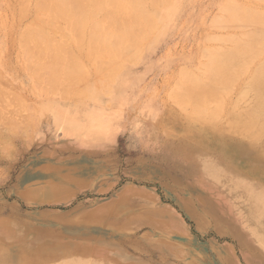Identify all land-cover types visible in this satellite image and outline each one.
Here are the masks:
<instances>
[{
    "label": "rangeland",
    "instance_id": "obj_1",
    "mask_svg": "<svg viewBox=\"0 0 264 264\" xmlns=\"http://www.w3.org/2000/svg\"><path fill=\"white\" fill-rule=\"evenodd\" d=\"M17 1L0 0V105L9 109H0V228L13 234L0 229V264H264L258 244L264 237V211L250 196L264 199V166H252L257 150L240 158L222 139L234 145L244 140L216 135L167 96L181 70L199 68L206 42L224 45L218 38L254 25L215 28L213 19L224 15V0H177L182 5L176 4L175 17L141 44V53L128 58L133 61L125 59L114 77L100 73L98 78L92 54L83 50L80 59L90 55L92 62L86 60L92 65L80 62L89 69L60 86L81 88L77 96L59 90L47 94L38 79V88L33 87L14 36L37 19L49 33L53 24L41 10L33 13L32 1L24 12ZM233 1L264 13L261 0ZM98 82L102 89L91 93ZM54 109L76 127L61 125ZM107 114L111 119L104 120ZM52 250L57 254L51 256ZM40 253L35 262L18 261L23 254Z\"/></svg>",
    "mask_w": 264,
    "mask_h": 264
},
{
    "label": "bare ground",
    "instance_id": "obj_2",
    "mask_svg": "<svg viewBox=\"0 0 264 264\" xmlns=\"http://www.w3.org/2000/svg\"><path fill=\"white\" fill-rule=\"evenodd\" d=\"M16 1L17 0H15V2ZM30 1H32L31 3L36 8V9L34 8L33 13H38L36 10H41L42 12L48 14L49 20H51V22L50 21L48 22H50V24L51 23L53 24L52 31H51L53 33H49L45 31L43 29L44 25L41 26V24H39L38 22L37 16L33 14L35 18L37 19V21L35 20L36 22L34 21V25H31L33 23L31 20L32 23L30 22L31 23V24L29 23L30 25L28 26H26L27 24L23 25V27L24 26L25 27L21 28L22 30L20 31V33H18L17 37L14 35L13 36L16 38V40H18L17 42H19V45L21 47L20 54H22L25 61H27L26 62L27 68L25 69L31 72V75L33 76V79L35 80L34 82L36 85L34 84L33 87L35 86L38 88L37 85H39V83H36V82L39 80V82L42 83V86L39 85V87L43 88V89L41 88L43 90V91L41 90L42 93L47 91L46 93L49 94L48 91L50 92L54 90H57V91L59 90L60 92H62V95L63 94L71 95V93H74V95H76L77 93H79V89L81 90V88L77 89L76 88L77 86L71 90L64 89V86H62V88L60 87L63 84V82L67 83V81L70 78H72L74 75L76 76V74H79V72L81 73L83 71L85 72L86 68L89 69L83 63L85 66L84 67L85 70H84L83 65H81L80 62L81 63L84 62L88 57H90L91 62L94 59L95 64H96L95 75L98 76V78L103 77L102 76L103 74L111 75V76L112 74L114 75L115 71L120 69V67L122 69L121 63H123L125 59L129 60L128 59L129 57H134L133 56L134 53L140 52L139 49L141 47V44L146 39H148L151 34H153L154 32L156 34L160 30L161 24L165 22H169L167 20H170L172 17H175L176 10H177L176 4L182 5L178 3L177 0H18L17 2H20V3H17V4L19 5V7L21 6V11L24 12L25 7H27L26 3ZM261 1L264 2V0H261ZM245 4H242L240 2L233 1V0H224L221 5V9L225 12L224 13L222 11L223 12L222 14H224L225 16L223 15L222 17H217L218 15H215L216 18L215 17L214 19L212 18L213 23L215 25L213 24L212 26H215V28L218 26H221L223 27V29L224 28L227 29L228 28L227 26H230L235 29V26H237L236 28L244 30L245 26L254 25V29L252 27L247 26L251 28V30L249 31L244 30L242 34L241 33L237 34L236 32L237 30L235 29L236 31L235 30L234 31L236 33L230 32L226 36L223 35L224 37L221 36L220 38H218L219 44H220V41L223 40L222 44L223 42H226V44L224 45L217 44L218 46H214L212 44H216L215 43L216 41L214 43H211L212 39L208 41L209 44L211 43V45H209L208 42H206L207 44L205 46L203 44V46L205 47V49L203 50L204 52H202L204 55V61L200 63V66H198L199 68L197 70H195L194 67H193L194 70H188V69L184 70L183 68H182L183 70L180 69L181 70L180 76L175 81L176 86L174 85L175 88L171 92L168 91L170 93H168L167 96L169 95L170 99L173 100L175 104L179 106L185 112V114L187 113L189 118L191 117L192 120L194 121H199V122L201 121L204 125L207 124L209 126V129L212 132H214L216 135L224 137L225 135L229 134V135L238 137L240 140H244L242 142L246 144L237 143V145L236 144L234 145L229 140L222 139L223 143L227 144L226 148L227 146H229V148H227L229 151L237 150L239 152V154L237 155L240 158L242 156L248 155L250 152V149L252 148H254L253 150L256 149L257 150L256 154L251 150L253 152V154H251V159H252V162L255 163V164H252V166L255 165L260 168L264 166V161H263L264 160V13L259 10L257 11L253 10L252 9L253 6L252 8L251 6H248L250 3H248V5H245ZM172 5L173 7L169 8ZM1 18L3 17L1 16ZM4 20L6 21V16ZM4 20L2 19L1 21H4ZM221 27L219 28L222 29ZM230 27H229V30L233 31L231 30ZM220 29L218 30L219 32L222 31ZM16 31L18 32V30ZM9 32L11 33L10 30L6 31L8 35H9ZM214 32L216 33L217 31H214ZM12 33H15V32L12 31ZM206 35L208 36L207 32H206ZM216 35L219 37L220 34L217 33L214 36ZM11 36L12 35L10 34L9 38ZM14 37H11V38L13 39ZM14 40L15 39H13L12 41ZM12 41L11 43H13ZM203 42L205 43V41ZM16 43H15V46H16ZM196 45H197V41H196ZM11 46L8 48L9 50L11 49L12 51L13 48H11ZM17 47H18V43H17ZM5 50L7 51V48H5ZM83 50L85 51V54L86 53L92 54L93 59L91 58L92 56L89 55V56H85L87 57L86 59L85 57H83L85 60L82 61V58L80 59L79 56L80 54L81 55L84 54V53H81ZM17 51L18 49L15 52ZM8 52L10 51H7V54ZM11 53L12 52H10V54ZM76 53H79V54H76ZM17 54L18 53H16V55ZM78 57L81 61H79ZM19 60H20V56H19ZM87 61L88 60H86V62ZM89 61L87 63H89ZM129 61H133V60H129ZM16 62H15V65H16ZM89 64L90 66L92 65V63H89ZM183 67L186 68L185 66ZM100 73H102V75L99 76ZM173 75H174V72H173ZM1 78L2 77H0V79ZM36 79L38 80L36 81ZM168 81H171V80H168ZM168 81L166 80V82ZM166 82L164 81V85H166L165 84ZM100 85L101 84L98 82L95 86H90V90L92 91L90 92L97 93L99 91L98 90L99 88L102 89ZM1 91L4 92V90H1ZM1 91L0 93H3ZM75 92L77 93L75 94ZM5 95L8 96L9 94L7 93ZM120 97L117 96L118 101L116 102H119V100L121 99ZM12 98L16 99L17 96L15 95ZM164 98H166V94ZM164 98L162 99L164 103L166 102L165 105L166 104L168 105V103L171 104L167 99H166L167 101H165ZM20 102L17 101L16 99V103L19 104ZM171 105H168L166 107H169ZM0 107H1L0 109H2L1 111H4L3 109H5V107H2L1 105ZM173 108L176 109L175 106ZM19 109L20 108H18V110ZM177 109L179 108L177 107ZM182 110H179V111L182 112ZM53 111H54L53 112L54 116L61 120L60 122L61 125H65L68 127L70 126L76 127V124H74V122H72L70 118H67L66 116H64L62 112L58 111L57 109H54ZM13 113L17 115L19 112L17 113L16 111ZM162 113L165 114V112H162ZM159 114L160 113H158V115ZM175 115L178 116V114H175ZM111 116L112 114H107L102 117L104 120H108V119H111ZM1 118L2 117H0V119ZM222 120L224 122H222ZM184 125H185V122H184ZM184 125L182 124L183 128H184ZM167 128L168 127L166 126L167 132L171 131L172 128H173L172 131L175 132L174 127H172L171 130ZM180 128L182 127L180 126ZM185 128L188 129L187 126ZM189 128L192 129L190 126ZM163 129L165 132V128ZM178 130H181V129H178ZM172 131H171V134H172ZM176 132L174 133V135L177 134ZM188 132H190V130ZM238 138H236V140H239ZM218 145H216V147ZM219 148L220 147L218 146V149ZM223 149L225 152V147ZM227 151L225 152L226 154H227ZM228 155L230 156V154ZM236 162H237V159H236ZM248 162H251V161L249 160ZM244 164L245 163H243V165ZM210 165H213L212 161H211V164L209 163V166ZM209 166L207 165V167ZM240 167L242 168V166ZM209 168H211V166ZM213 173H216V172L213 171ZM209 176H210V173H209ZM209 176L207 173V177ZM243 179L246 180L245 178ZM252 182L254 181L252 180ZM258 185H261V184H258ZM262 189L264 190V188ZM250 196L254 198V202L257 204L258 207L259 205L262 206L261 208H263V211H264L263 197L261 195H255L252 193L250 194ZM253 204L254 203H252V205ZM253 206L255 208V204ZM249 215L250 217H252L251 214ZM0 229L2 230L1 232H9V235L12 237L13 234H11L10 228H7V229L0 228ZM258 244L264 249V237L260 236ZM42 254L43 253L31 254V255L23 254V256L21 255L22 257L19 258L18 261L26 259L27 262H35L37 261V258L40 257V255ZM55 254H57V252L52 250L51 256ZM58 264H69V263L66 261H62L61 263H58ZM71 264H86V263H81L78 261V262L71 263Z\"/></svg>",
    "mask_w": 264,
    "mask_h": 264
}]
</instances>
